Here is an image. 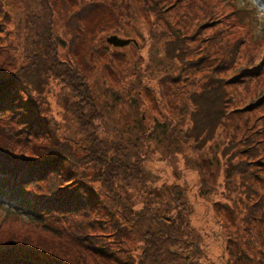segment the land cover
<instances>
[{
    "label": "rangeland",
    "instance_id": "1",
    "mask_svg": "<svg viewBox=\"0 0 264 264\" xmlns=\"http://www.w3.org/2000/svg\"><path fill=\"white\" fill-rule=\"evenodd\" d=\"M87 2L65 0L57 8L71 17ZM107 2H114L115 10L104 17L103 32H97L92 43L73 44L69 50L72 44L69 40L74 35L72 19H62L53 5L49 6L46 0H0V64H12L9 61L13 60L17 66L45 69V61L32 59L31 55L41 50L43 43L54 46L57 68L44 80L37 79L36 88L43 85L44 88L37 90L36 95L44 98L46 127L53 129L54 124L60 137L68 141L80 158L78 164L84 167L90 185L98 196L106 199L122 226V238L109 244L117 254L108 251L111 255L108 262L155 263L154 252L161 244L152 245V207L156 205L150 198L153 201L158 198L170 206L172 225L178 222L173 228L180 233L173 230L168 235L174 243L170 244L172 249L180 252L173 264H242L235 260V247L246 249L243 241L252 249H247V253L256 262L264 256V228L259 226L256 214L246 224L247 229L242 225L249 203L236 184L231 180L226 184L227 164L221 157L225 140L208 143L200 156L192 142H185L182 136L190 125L186 97L210 82L214 71H219L217 77L229 83L225 89L229 102L238 101L229 106L231 110L248 103L252 108L264 107L257 99L258 83H246L247 78L264 67V19L260 6L255 0ZM120 13L123 18L129 13L130 19H120ZM117 20L128 21L120 23V31ZM160 20L164 28L156 25ZM111 36L131 39L136 44L115 48L106 43ZM180 47L183 53L176 52ZM218 53L220 58H213ZM191 60H196L195 68L190 65ZM242 69L245 70L240 72ZM61 70L68 74L63 79L58 78ZM238 70L240 73L235 77ZM77 84L88 87L89 92L85 91L82 98L72 90ZM261 85L264 86V80ZM87 97L92 107L87 102L81 107ZM42 108L45 109L44 105ZM41 133L46 134L43 129ZM47 135L53 136L50 130ZM85 135L93 147L86 156L82 152L88 144ZM21 140L19 143L24 142L29 151L49 145L47 139L40 137ZM103 152L111 155L109 162ZM92 158L94 161L90 162ZM77 173L82 177V171ZM254 191L256 195L262 194L257 185ZM99 204L100 217H105L101 223L74 218L58 222L34 219L13 208L15 203L10 209L0 207V241L6 239V233L14 231L32 240L40 237L62 248L75 249L67 224L72 222L88 225L91 232L87 235H92L91 238L110 240L107 236L112 233L110 229L103 237L104 228L110 224L108 206ZM91 210L95 211V207ZM143 210L145 214L139 219ZM179 212L180 221L175 219ZM185 232L191 234L188 239L192 242H181L186 239ZM105 241L102 242L108 245ZM158 253V264H163V251ZM165 259L169 264V259Z\"/></svg>",
    "mask_w": 264,
    "mask_h": 264
},
{
    "label": "trees",
    "instance_id": "2",
    "mask_svg": "<svg viewBox=\"0 0 264 264\" xmlns=\"http://www.w3.org/2000/svg\"><path fill=\"white\" fill-rule=\"evenodd\" d=\"M64 1L46 0L49 6L53 5L56 8L62 19H72L74 35L69 40V43H72L69 44V50L73 44L90 41L92 43L95 34L106 27L104 17L115 10L114 2L109 3L107 0H101L102 2L98 3L89 0L70 17L61 14L57 8L58 4ZM256 1L264 12V0ZM119 15L120 19H130L129 13L125 18L121 13ZM117 22L119 20L115 21V23ZM127 22L120 20L117 30H121L120 23L126 24ZM156 25H161V28L165 27L162 20ZM172 35V40H174L175 35L173 33ZM41 46H43L41 50L33 52L31 57L45 61L44 64H47L45 69L34 70L28 64V68L24 65L17 66L13 60L9 61L12 64L7 62L0 64V201L3 200L4 208L10 205L8 209L12 208L15 203L13 208L23 210L22 212L26 213L28 217L34 219H53L58 222L74 218L80 219L81 222L93 220L97 223L103 222L104 217L103 215L100 217L99 214L98 207H101L99 204L101 202L108 206L106 213L110 220L109 226L104 228L105 235L103 237H106V231L110 229L112 233L107 236L111 239L102 240L108 244L106 245L100 239H98L99 241L95 239L96 237L91 238L92 235H87L91 232L90 227L76 225V222L67 223L70 224L69 234L75 242V244L73 243L75 249L62 248V246L54 245L40 237L32 240L33 238L29 236L9 231L6 233V239L0 241V264H110L107 260L108 257H111L109 252L117 254V251H113L109 244L113 243L116 238H122L120 237L122 226L106 199L98 196L95 188L90 185L91 182L89 178L87 179L84 167H80L78 164L81 163V160L68 141L60 137L54 124L53 129L52 126L46 127L47 120L45 119L48 116L44 98H39L36 95L37 90L41 91L44 85L41 89H37L35 83L38 81L37 79L44 80L52 69L57 68L59 61L53 45L43 43ZM176 52L183 53L184 50L180 47ZM193 52H191L192 56H194ZM213 56V58H220L219 53L213 54ZM195 64L196 60L190 61V65H194V68ZM31 70H34L40 77L35 73L32 76ZM243 70L245 69L240 72ZM218 72L214 71L211 81L205 82L198 92L195 91L186 97L190 105L188 117L190 125L182 137L185 142H192L193 149L199 152L200 156L204 155L208 143L215 140L219 143L221 139L225 140L226 144L221 150V157L227 164L224 172L226 184H229L230 180L233 185L236 184L241 189L245 201L249 203L245 206L248 214L241 219L242 225L245 224L247 229L246 224L251 223L253 215L256 214L259 226L264 228V107L262 105L264 103V86L261 85L264 80V67L246 79L248 84L253 81L258 83L260 95L257 99L259 102L262 101V106L255 108L250 107L248 103L244 107L231 110L229 106L235 105L238 101L229 102V94L225 91L229 87V83L226 82L227 80L223 81L218 78ZM240 72L238 70L237 73H234L235 77ZM60 73L59 79L68 75L63 70ZM205 79L207 80V77ZM65 82L67 83L69 80ZM9 83L15 90L11 86H5ZM72 90L76 96L82 98L84 92L88 91V87L77 84L72 87ZM83 102H87L92 107L89 97L82 100L81 107L84 106ZM43 105L45 109L42 108ZM236 113L237 116L234 115ZM42 129L46 134L41 133ZM47 130H50L53 136L47 135ZM42 135H46V137ZM85 136L84 141L88 144L82 150L84 154L93 151V147L87 139L88 136ZM92 136L94 137L93 134ZM37 137L42 140L47 139L49 145L29 151L25 149L24 142L19 143L22 138L26 141ZM170 144L172 143H167V146ZM112 152L115 154V150ZM116 152H118L117 149ZM103 155L106 162L111 160V155H106L104 152ZM93 161L94 158L90 160V162ZM80 171L83 173L82 177H79L77 173ZM75 179L77 180L75 181ZM254 185L260 187L262 194L256 195ZM233 187L235 188V186ZM69 200L74 201L69 202ZM149 201L156 205L152 207L154 215L153 230L150 231L152 245L155 247L157 242L161 244L158 251L154 252L157 255L154 264L159 263L160 253L158 252L160 251H163V264H168L166 257L169 259V264L176 263L180 252L172 249L170 244L174 243L168 237L169 233L176 230L173 227L178 224L175 222L172 225L170 220L171 213L169 212L172 208L158 198H155L154 201L150 198ZM79 202H82V206ZM77 204L79 207L76 209ZM92 206L95 207L96 213L91 210ZM144 214L143 210L139 219H142ZM180 215V212L177 213L175 219L180 221ZM176 232L180 233L178 230ZM190 237H192L191 234L187 235L185 232L186 239L181 242L184 244L192 242L188 239ZM180 240V238L176 239L177 245L180 244ZM243 245L246 249L235 247L237 248L235 260L242 264H264V256L254 262L247 253V249H252L244 241ZM184 247L185 250L188 249V246ZM123 264H127V261Z\"/></svg>",
    "mask_w": 264,
    "mask_h": 264
},
{
    "label": "water",
    "instance_id": "3",
    "mask_svg": "<svg viewBox=\"0 0 264 264\" xmlns=\"http://www.w3.org/2000/svg\"><path fill=\"white\" fill-rule=\"evenodd\" d=\"M107 42L112 44L114 47H124L130 43L129 40H122L118 39L117 37H110L107 39Z\"/></svg>",
    "mask_w": 264,
    "mask_h": 264
}]
</instances>
